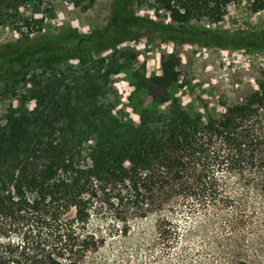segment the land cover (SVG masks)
<instances>
[{
	"label": "trees",
	"instance_id": "obj_1",
	"mask_svg": "<svg viewBox=\"0 0 264 264\" xmlns=\"http://www.w3.org/2000/svg\"><path fill=\"white\" fill-rule=\"evenodd\" d=\"M139 1L114 0L109 22L94 31H75L59 41L0 53V81H27L34 99L33 107H26L25 101L10 104L0 116V224L1 219L10 221L26 247L16 254L0 245V264H26L23 257L39 264H80L103 243L89 228L98 195L123 185L152 208L167 204L175 209L171 203L181 197L196 207L206 206L216 165H241L264 144L260 90L241 104L226 105L218 118L207 122L173 104L160 126L117 129L92 121L86 131L76 132L80 127L74 118L83 117L85 106L67 97V70L59 77L58 65L130 39L203 46L264 39V29L244 34L192 24L222 22L229 5L240 0H153L152 5L165 12L163 20L138 13ZM42 5L43 0H0V35L3 28L23 39L41 34L46 18L56 16L52 6ZM250 9L264 11V0H252ZM180 62L176 53L163 55L159 73L143 79L153 101L169 100L181 74ZM257 122L263 125L257 127ZM85 142L92 146L84 156ZM172 226L168 217L160 221L162 234Z\"/></svg>",
	"mask_w": 264,
	"mask_h": 264
},
{
	"label": "rangeland",
	"instance_id": "obj_2",
	"mask_svg": "<svg viewBox=\"0 0 264 264\" xmlns=\"http://www.w3.org/2000/svg\"><path fill=\"white\" fill-rule=\"evenodd\" d=\"M251 1L229 5L224 20L218 24H192L244 34L262 30L264 11L253 13ZM113 2L43 0V8L52 6L56 16L46 18L48 24L43 32L31 39L3 28L0 53L59 41L75 31L102 28L112 17ZM152 3L153 0H141L135 10L163 20L165 12ZM170 53L181 58V74L170 89L169 100L156 102L143 87V79L159 73L162 56ZM55 70L59 77L61 71L67 70V97L73 104L85 106L83 117L74 118L80 127L76 132L86 131L92 121L117 129L160 126L173 104L207 122L210 117L218 118L226 105L241 104L254 92H264V39L231 46L130 39L106 51L90 53L81 61L58 65ZM31 89L25 80L0 81V116L10 104L18 106L25 101L26 107H33ZM91 146L90 142L84 143V156ZM213 173V193L206 206L196 207L193 201L181 197L171 203L175 209L167 204L152 208L143 203L142 196L137 198L123 185L98 195L89 228L99 234L103 243L80 264H264V144L254 154H248L241 165L221 163ZM166 217L173 226L162 234L160 221ZM1 220L0 245L12 248L16 254L23 253L26 247L22 234L10 221ZM32 260L22 259L26 264H39L37 259Z\"/></svg>",
	"mask_w": 264,
	"mask_h": 264
}]
</instances>
